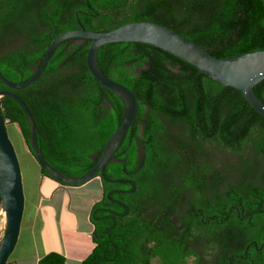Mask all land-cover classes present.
<instances>
[{"label":"trees","instance_id":"trees-1","mask_svg":"<svg viewBox=\"0 0 264 264\" xmlns=\"http://www.w3.org/2000/svg\"><path fill=\"white\" fill-rule=\"evenodd\" d=\"M132 21L165 25L218 58L264 49L263 0H0V73L22 83L62 32L108 31ZM89 44L62 41L41 76L24 89L0 80V90L15 92L28 105L46 160L68 176L94 166L124 112L123 101L89 72ZM97 60L107 76L131 89L139 109L115 152L120 160H109L96 175L103 194L91 208L94 246L80 264H176V209L183 212L178 225L184 229L191 221L197 229L198 218L207 217L199 228L214 239L211 248L216 241L244 249L251 240L262 247L264 117L239 90L153 45L107 43L98 48ZM254 91L264 102V80ZM0 112L6 127L17 125L30 151L20 104L3 95ZM38 165L42 176L65 185ZM38 264L67 263L50 251Z\"/></svg>","mask_w":264,"mask_h":264},{"label":"water","instance_id":"water-1","mask_svg":"<svg viewBox=\"0 0 264 264\" xmlns=\"http://www.w3.org/2000/svg\"><path fill=\"white\" fill-rule=\"evenodd\" d=\"M264 1V0H263ZM90 40L86 53V65L93 78L103 87L113 91L124 105L119 126L107 139L94 166L81 176H68L52 166L42 154L37 143V127L25 101L15 92L0 90V97H13L25 112L28 125V145L36 161L46 174L58 182L79 186L103 173L106 163L114 154L127 131L134 125L139 102L124 84L107 76L99 66L97 50L112 42H141L153 45L192 64L201 73L223 86L239 90L245 100L264 117V102L257 96L254 86L264 80V49L254 50L229 58L211 55L199 44L165 25L151 21H132L108 31L79 28L62 32L46 47L39 64L32 68L33 74L22 83H14L0 73V80L11 89H24L35 82L45 70L49 58L57 46L66 39ZM0 197L4 211L5 226L0 239V264H5L16 244L24 210V193L20 167L14 147L7 135L6 123L0 112ZM264 209V202H263Z\"/></svg>","mask_w":264,"mask_h":264},{"label":"crops","instance_id":"crops-1","mask_svg":"<svg viewBox=\"0 0 264 264\" xmlns=\"http://www.w3.org/2000/svg\"><path fill=\"white\" fill-rule=\"evenodd\" d=\"M38 178L40 181L32 186L36 193L35 210L32 214L33 216L27 218L24 222L25 233L23 232L21 236V239H23L21 240V249L15 255L13 254V256L10 254L9 260L6 261L5 264H38V260L50 251H56L63 254L66 258L67 264H69V261L72 263L73 260L76 261V264H80V262L88 255L94 246L92 242L93 225L90 219V214L93 204L100 199L101 182L99 179L97 180L98 177L94 178V180L98 181L100 193L97 197L94 195V197L89 201L88 210L83 218L85 227L82 226V228L84 229L80 230L79 224L75 223V226L72 229L69 228L68 231L66 225L63 223V219H60L62 213L64 212L62 211V204L58 208L53 205L56 204L58 198L60 197L59 192L63 190L62 194H64V192L67 191V186L60 184L55 185L52 184V182H49V186L44 187L48 181L52 180L46 176H42L39 170ZM94 180L92 179V181ZM89 183L90 182H87L85 184L72 187L75 189H81L86 187ZM49 187L50 189H48ZM70 207L71 205L69 203L65 204V208L67 210L71 209ZM71 211H74V209L72 208L70 212ZM52 226L54 227V233H56V237H54V244H56V247H52L47 239L48 236L52 239L51 233L53 232H49V229ZM20 232L21 230H19L18 237H20ZM18 243L19 238H17L13 249L14 251Z\"/></svg>","mask_w":264,"mask_h":264},{"label":"rangeland","instance_id":"rangeland-1","mask_svg":"<svg viewBox=\"0 0 264 264\" xmlns=\"http://www.w3.org/2000/svg\"><path fill=\"white\" fill-rule=\"evenodd\" d=\"M8 127H6L7 135L14 147V151L16 153L19 167H20V172H21V178H22V185H23V193H24V210H23V215H22V224L21 225V232H20V237L19 238V243L16 245L15 251L13 250L11 252L12 256L13 254L15 255L20 249H21V236L23 232L25 233L24 230V222L27 220V218L33 216L32 214L34 213L35 210V205H36V193L34 188L32 187L33 185L37 184V182L40 181L38 178V170H39V165L35 161V158L31 155L30 151L28 150V147L26 143L24 142V139L22 138V135L15 124H8ZM51 180V179H50ZM94 180V178H93ZM98 180V178H97ZM97 180H90V182L86 187L81 188V189H75L72 186H67L66 190L63 193V190L59 192V198L56 202L55 207H59L61 204L63 206L62 211H64L60 217V219H63V223L66 225L67 230L69 231V228H73L76 224H79L80 230L84 229L82 228L85 227V224L83 223L84 221V216L86 215V212L88 210L89 206V201L96 195V197L100 193V188L98 187V181ZM49 182H52V184L57 185L55 181H48L45 186H49ZM87 183V182H86ZM85 184V183H84ZM50 189V187L48 188ZM65 195V196H64ZM31 202V203H30ZM52 203V202H51ZM69 203L71 205V209L73 208L74 211H71V209L67 210L65 208V204ZM32 208V209H31ZM52 216V215H51ZM50 216V217H51ZM4 215L2 208H0V239L3 234L4 230ZM52 239L50 236L47 237L49 240L50 244L52 247H56L55 239L56 233H54V227H50L49 229ZM14 252V253H13ZM10 256V255H9ZM9 260V257L7 261ZM69 264H76V261H69Z\"/></svg>","mask_w":264,"mask_h":264},{"label":"flooded vegetation","instance_id":"flooded-vegetation-1","mask_svg":"<svg viewBox=\"0 0 264 264\" xmlns=\"http://www.w3.org/2000/svg\"><path fill=\"white\" fill-rule=\"evenodd\" d=\"M138 147L140 148L139 153H142V155H144L143 145L138 144ZM110 160H120V158H117L114 154V157ZM121 160L124 159L122 158ZM108 162L103 169V173L108 169L110 165ZM97 177L101 182L102 196V178L100 176ZM108 180L110 182H113V180L111 179ZM117 180H119L121 184H125L128 182V179L126 178H120ZM113 200L117 201L115 202V205H117L118 200ZM108 210L115 211L112 207ZM182 215L183 212L180 209L175 210L174 229L179 230V232L174 233V238L176 239L174 242L177 245L176 249L174 250V262L176 264H259V260L264 257L263 250L261 249L264 246V235L261 237L262 247H257L258 242L256 240H251L249 243L247 242L245 244L244 249H226L224 248V245L216 241L213 243L214 248H211V239H214L211 238V235L209 233H200L199 228L202 224H204V226L206 225V222L208 220L207 217L201 216L198 218L197 229H195L194 227V225H196L195 221H191L187 225L186 229H184V227H179L178 225L182 221ZM241 219H243V217H241ZM219 224L221 223L219 222ZM216 235L220 236V234ZM255 250H257V252ZM152 264H156V260L152 259Z\"/></svg>","mask_w":264,"mask_h":264},{"label":"bare ground","instance_id":"bare-ground-1","mask_svg":"<svg viewBox=\"0 0 264 264\" xmlns=\"http://www.w3.org/2000/svg\"><path fill=\"white\" fill-rule=\"evenodd\" d=\"M3 211V210H2ZM5 213H4V211H3V215H4ZM4 224H5V218H4Z\"/></svg>","mask_w":264,"mask_h":264},{"label":"clouds","instance_id":"clouds-1","mask_svg":"<svg viewBox=\"0 0 264 264\" xmlns=\"http://www.w3.org/2000/svg\"><path fill=\"white\" fill-rule=\"evenodd\" d=\"M65 186V185H64ZM67 186H69V185H67Z\"/></svg>","mask_w":264,"mask_h":264}]
</instances>
